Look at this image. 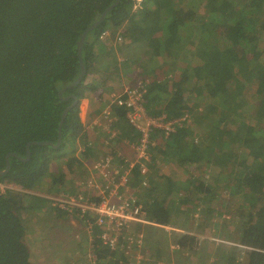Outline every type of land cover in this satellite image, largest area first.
<instances>
[{
  "label": "trees",
  "instance_id": "1",
  "mask_svg": "<svg viewBox=\"0 0 264 264\" xmlns=\"http://www.w3.org/2000/svg\"><path fill=\"white\" fill-rule=\"evenodd\" d=\"M116 1L0 0V172L6 169L7 156L15 155L10 156L11 169L0 184L34 190L50 178L49 184L59 188L48 192L57 195L66 190L74 174L75 188H79L87 179L84 164L76 156L77 141L87 135L80 118L81 102L105 97L111 85L121 81V71L132 77L138 66L153 65L155 72L161 60L167 61L180 73V81L168 75L165 81L155 78L144 96V107L153 117L168 112L173 119L190 113L197 127L194 131L182 128L167 139L158 134L161 138L153 149L152 163L164 157L170 166L175 163L185 169L187 176L212 165L213 179L203 175L199 181L189 175L180 184L170 174L164 181L167 188L157 190L149 178L150 190L136 188L147 199L143 206L149 219L159 225H194L193 213L208 211L209 216L212 205L223 200L212 193L213 188H226L232 194L226 203L238 211L234 218L219 220L221 225H235L226 238L240 247L228 249L223 258L226 264H264V0H141L136 11V0H122L87 34L81 51L86 73L72 87L82 75L78 44L83 34ZM106 32L112 39L107 36L103 41ZM116 34L130 41L124 49L131 54L122 68L112 51ZM184 85L195 93L197 105L205 102L204 114L199 116L202 126H198V112L185 98ZM249 88L254 92L247 94ZM74 97L78 103L72 107ZM258 99L263 105L262 121L252 126L251 109ZM213 102L222 109L207 116ZM70 107L62 142L56 147L63 113ZM113 112L120 140L138 142L139 134L127 120L126 110ZM229 121L236 127L227 129ZM44 142L52 145L33 144ZM30 144L31 156L26 160ZM81 154L86 161L97 158L91 147ZM54 163H63L65 170L52 176ZM134 175L133 184H140V173ZM185 189H190L188 194L182 192ZM43 207L50 214L57 212L58 218L67 213L44 198L9 189L0 193V264H34L26 243L28 226L21 215ZM187 217L193 222H186ZM88 218L81 220L88 225ZM96 230L101 233L100 228ZM182 236L176 238L181 249L196 251L199 241ZM119 251L103 247L100 239L94 243L101 264H117ZM198 264L208 262L202 259Z\"/></svg>",
  "mask_w": 264,
  "mask_h": 264
},
{
  "label": "rangeland",
  "instance_id": "2",
  "mask_svg": "<svg viewBox=\"0 0 264 264\" xmlns=\"http://www.w3.org/2000/svg\"><path fill=\"white\" fill-rule=\"evenodd\" d=\"M202 2H204V0H202ZM140 3H141V0H136V4L133 8V11H136L137 8H139ZM153 20H155V18ZM108 37H110V34ZM105 40L106 39L104 38L103 41ZM129 42H130L129 39H124V38H123V41L120 42L119 34L118 35L116 34V38L113 44L112 51H114L117 54L118 60L121 63V68L123 66L124 61L128 57H130V54H131L129 50L126 51L124 49L129 44ZM179 66L181 65L178 64L176 67H179ZM153 68H154L153 65L138 66V69L136 70L135 75L132 77L125 76L124 72L121 71V74H123V76L120 79L121 81H117L113 83L111 85L109 93L105 97L103 98L93 97L92 100L86 99L87 102H84V100L81 102L80 118L87 132V135L85 136L83 135V137L79 140V142L77 141L76 144L78 146V150L76 152V156H78L82 162H84L83 160L84 156L81 153L87 147L93 148V150L96 152V155L98 157L101 155H108V154H112L114 156V154H116L118 156V159H121L122 156L131 157L133 155L130 148L125 145V140H122V141L120 140V136H119L120 129L116 128L115 123H113V120H114L113 118L115 116H113L112 118L111 114L107 115L110 118V121H112V123L115 126L113 130H114V133L116 134L115 135L116 137H112V133L110 129L107 132V130L104 129L103 127L94 125V120L98 116L101 117V115L104 114L105 110L108 109L109 104H110L109 95L112 93V91L120 92V91H123L125 88L137 87L140 85H146V87H149L150 84L153 83L155 78L159 81H165L167 79V75L170 78H172L174 81H180V78H181L180 73L173 69L174 65H172V63L170 64V62L161 60V62H159L157 65V70L155 71L157 72V75L153 71ZM182 91L185 94V98L189 102V106L192 107L194 112H198V117L202 116L205 111V108H204L205 102L199 101V105H197L195 101V93L191 92V87L189 86L184 85L182 87ZM253 92L254 91H252V88H249V90L247 91V94H250ZM205 99L207 101H210V99H208L207 97H205ZM261 105L262 103L258 99L255 102V109H251L254 112L253 114L250 112L251 113L250 121H251L252 126L255 125L257 122L262 121L260 114H262L261 108L263 107L264 104L262 106ZM195 108H198V109L196 110ZM112 109H115V108L113 107ZM221 109L222 107L219 103L213 102V110L207 113V116H215L217 112L221 111ZM166 111L167 110H165V112ZM166 113L168 115V112ZM227 113L229 112L226 111L224 114L226 115ZM187 114L190 117V121L185 124L184 129L194 131L197 125L193 123V119H194L193 115L190 113H187ZM237 114L238 113H236L234 116L236 117ZM112 115H114V112L112 113ZM106 120L107 119L105 118V120H103V123L106 122ZM110 121L108 120V122ZM203 123H204V120L201 117H199L198 126H202ZM234 127H236V123L233 124L230 121L226 126L227 129L234 128ZM198 139L199 138H197V141H199ZM156 163L157 164L159 163L158 167L156 168L153 167L151 170V179H159L156 182H159L161 179L162 181H165L168 175L170 174H173L175 178L178 179L180 184L185 183V180L190 178L189 175H191L192 177L196 178L199 181L203 175L205 178H207V180H210V178L213 179V176H212L213 169L210 168L212 167V165L209 167L210 169L207 166L206 168L205 166L199 167V169H196L195 171L189 173V175L187 176L186 173L182 171V170L185 171V169L179 168L177 164L175 163H173V165L171 164L170 166V164L167 162V159H165L164 157L161 158L160 161H157ZM228 168L230 171L232 168L231 165H228ZM84 169H85L84 171L85 174L87 175V177H89L90 174L88 173L90 172H88V170L85 168V164H84ZM61 170H65L64 164L54 163L52 165V169L50 172L52 173V176H53L55 172L60 173ZM72 176L75 178L74 174H72L68 178L69 184L66 190L61 191L57 195H55L54 193L48 192V190H51L52 192H54L56 189L59 188V187H54L53 184H49L51 183L50 178H48L47 181L41 184V188L34 189V190H29L26 188L24 189L14 184H6V183L0 184V193H4L6 190L9 189L14 192H21L22 194L24 193V194L33 195L40 199H43V198L47 199V201L49 202V205L54 206L53 204L55 203L54 201H57L59 199H65L67 197L69 198L75 197L79 193L78 188H75L76 181L74 182ZM212 181L216 182L217 180L214 179ZM164 185H165V182H164ZM152 187H153L152 184H150L149 188H152ZM163 188H167V185H165ZM142 189L143 188H141V190ZM161 189L162 188H158L157 190H161ZM189 191L190 189L182 190V192H186L185 194H188ZM212 193L214 195H219L218 198H221L223 200H219L217 203L212 205L213 210L212 208L210 209L209 216H207L208 219L205 217L202 218L203 222L205 221L209 222V219L211 221L213 219L229 220L230 218H232L233 213L237 212L238 208L237 207L232 208L226 203L227 198L229 199L230 197H232L231 191L228 189L226 190V188H213ZM258 193L260 192L258 191ZM259 195L260 194H256L257 196L256 198H258ZM143 196H146V195L143 194ZM138 197L141 200L142 204L144 205V202L147 199L141 198V196H138ZM58 208L63 210L62 207L59 205H58ZM145 210L147 211L146 207H145ZM64 211L67 212L66 216L61 217V218H58L56 214L57 212L50 214V212L48 211V207H43L41 210H38L36 212H29V213L24 212L21 215L23 221L25 222L26 220L25 226H28L27 227L28 231L26 235V243L30 248L31 261L34 264H98L97 260H95V255H94V243L96 239H99L100 234L97 233V230L95 227L91 229L89 225H86L81 220L80 216H78L75 210H71V212L67 210H64ZM206 212L204 214L203 211L201 210L202 216L206 215ZM193 214H194L193 218L195 220L194 224L197 225V229L198 231H200V229L203 226V223L202 225L200 224L198 225L197 223L198 220H200L198 219L200 216V212H195ZM146 217H147L145 219L146 221L150 220L149 219L150 216L147 214V212H146ZM184 220L186 222H190L191 218L187 217ZM192 222L193 221H191V223ZM215 224L216 226L213 228L214 229L213 234L217 232L216 235H218V237L220 236L219 237L220 239L216 247L209 246L208 250H210L211 252L215 251V253L219 256L215 258V261L213 263H209V264H217L218 260L225 261L224 258L220 259V256H223L224 253H226L228 249L236 248V246L240 247V245L236 243V241L226 238V235L228 234L230 235L231 234L230 232H233L235 225L233 224L221 225L222 224L221 221L219 222V224L217 223ZM191 225L181 226V227H183L184 229H190L192 227ZM172 227L167 228V232H170L172 230L178 231L177 229H174ZM162 231L163 230L161 229V232ZM161 232L159 233L161 234ZM190 233L196 234L194 233V230L191 231ZM216 235L206 236L203 234H199V239L203 236L201 240H205L208 243L209 241L212 242L210 239H212L213 237H217ZM157 239L158 238H154V241L152 242L149 239V236H147V238H143L145 242L143 246H145L147 250L146 251L147 256L149 255L148 257L143 256L144 258L143 264H171L170 262L168 263V261L166 260L167 250L165 248H162L161 250L162 251V253H160L161 257L156 258L150 255L151 253L155 252L156 247H153V245ZM222 247H225V248H222ZM173 249L171 250H172V253L175 255V261H176L175 263L177 264L179 263V260L177 259V255L181 257L180 264H182L184 260L186 261V264H198L201 261V260H197V258L199 257V255L197 256L198 251H195V254H193L194 253L193 251L192 253L191 251L182 252V250L180 249H176V248H173ZM142 250H143L142 247H139V249H136V250L132 249V253L133 254L136 253L134 257V259H136L135 262L133 263V258L131 255L130 258L127 257V262L124 264H135L137 261V257L142 253L141 252ZM242 256L243 254L241 251V253H239V256H238L240 263L244 261ZM113 263L106 262L105 264H113Z\"/></svg>",
  "mask_w": 264,
  "mask_h": 264
},
{
  "label": "built area",
  "instance_id": "3",
  "mask_svg": "<svg viewBox=\"0 0 264 264\" xmlns=\"http://www.w3.org/2000/svg\"><path fill=\"white\" fill-rule=\"evenodd\" d=\"M107 36L109 34L104 33L102 40ZM119 40L121 42L123 38L119 36ZM147 89L146 85H140L120 92L112 91L108 109L94 120V125L103 127L107 132L110 129L112 137H116L114 122L107 115L115 116L112 115L113 107L125 109L127 120L139 134L138 142L125 140V145L134 156L120 155V160L116 154L97 156L89 161L84 158L83 163L90 176L81 183L77 196L59 199L53 203L54 206H61L63 210H75L80 218L88 215L86 220L91 229L100 228L99 239L104 247L117 248L121 244L132 243L133 239L128 236L132 225L143 222L146 217V210L139 200L138 192L133 188L134 173L139 172L143 179L139 188H149L153 149L158 144V138H161L157 135L162 133L163 138L167 139L184 129L185 124L190 121L188 114L173 119L166 113L158 117L149 115L143 104ZM105 118L107 120L103 123ZM138 238V244L143 247V237ZM174 248L180 249L179 246ZM143 261V257L138 258L135 264H143Z\"/></svg>",
  "mask_w": 264,
  "mask_h": 264
},
{
  "label": "crops",
  "instance_id": "4",
  "mask_svg": "<svg viewBox=\"0 0 264 264\" xmlns=\"http://www.w3.org/2000/svg\"><path fill=\"white\" fill-rule=\"evenodd\" d=\"M84 102H87V100H84ZM133 156H134V154L131 157H133ZM153 156H154V152H153ZM158 164L156 163L155 165L152 166V168L153 167H155V168L158 167ZM150 178H151V175H150ZM152 180L156 183L154 186H156L157 188H163L165 186L164 185V181H162V179L159 182H156L159 179H152ZM133 188H135L134 191H136L137 190L136 188H139V184H137V185L133 184ZM149 190H150V188H149ZM203 217L207 218V214L205 216H202V214L200 213V216H199L198 219L201 220ZM146 218L147 217H145V219ZM145 219L143 220L144 223L140 222V223H135V224L132 225L131 230L129 231V234H128V236L133 239L132 243H130V244H128V243L121 244L120 246H118V250H120L119 252H121V253H120V256L116 257L117 264L126 263L127 262V257L130 258L131 255H132V258H133V263L135 262L136 259H134V257L136 255V253L133 254L132 253V249L136 250V249H139V247H140V245L138 244V240H139L138 236H142L143 238H147V236H149V239L152 242L154 241V238H158L155 241L154 245H153V247H156L155 248V252L151 253L150 255L153 256V257H156V258L161 257L160 256V253H162L161 250H162V248H165L167 250L166 260L168 261V263L170 262L171 264H177V263H175L176 262L175 261V255L172 253V250H171L175 246H179L180 250H182V252L190 251L189 249H186V250L185 249H181L180 244L176 241V238L178 236H182V235L195 237L197 239V241H199L198 242L199 243L198 248L196 246V251H198L197 256L199 255L197 260H202V259L203 260H207V262L209 264V263H213L215 261V258L217 256H219V255H217L215 253V251L211 252L210 250H208L209 246L216 247L218 242H219V239H220L219 237L220 236L218 237V235H216L217 232L213 234V232H214L213 228L216 226L215 223L219 224V222H220L219 219H213L211 221L209 219V222H202L203 226L200 229V231H198L197 226H195V224L192 225V227L190 229H184L183 227L176 226L175 223L169 224L168 226L167 225H159L155 221L153 222V220H147L146 221ZM202 223L200 225H202ZM172 226H174V227H172ZM169 227L177 229L178 231H175V230L173 231L172 230L170 232H167V228H169ZM161 229L163 230L162 232H161ZM193 230H194V233H196V234L190 233ZM159 232H161V234ZM199 234H203V235H206V236L216 235L217 237H213L212 239H210L212 242L209 241L207 243V241L201 240V238H203V236L199 239ZM167 236H168V238H167ZM167 242H168V244H167ZM102 246H103V244H102ZM105 248H108L110 250L113 249V248H110V247H105ZM129 248H131V249H129ZM222 248H225V247H222ZM142 249H143L141 251L142 253L137 257V259L138 258H142L143 256H145V257L149 256V255L147 256V254H146L147 250H146L145 246H143ZM193 252L192 253L195 254V251H193ZM223 257L224 256H220V259L223 258ZM177 259L179 260L178 264H180L181 263V257L179 255H177ZM95 260H97L96 256H95ZM106 262L111 263L110 261H106ZM106 262H104L102 264H105ZM224 263H226V262L223 260V264ZM98 264H101V263H98ZM182 264H186V261L184 260L182 262Z\"/></svg>",
  "mask_w": 264,
  "mask_h": 264
},
{
  "label": "water",
  "instance_id": "5",
  "mask_svg": "<svg viewBox=\"0 0 264 264\" xmlns=\"http://www.w3.org/2000/svg\"><path fill=\"white\" fill-rule=\"evenodd\" d=\"M121 1H122V0H117V1L115 2V4H113L111 7H109V8L103 13V15L101 16L100 20H99L95 25L89 27V28L86 30V32L83 34L82 39H81V41H80L79 44H78V52H79V58H80L81 69H82V75H81V76L79 77V79L75 82V84L72 85V87L75 86V85H77V84H79V83L82 81V78H83V76H84L85 73H86L85 65H84L83 60H82V58H81V51H82V48H83V45H84V41H85V39H86L87 34H88L90 31H92V30H94L95 28H97L99 25H101V24L104 22L105 17L108 15V13L111 12L114 8H116V7L121 3ZM61 96H62V94H61ZM74 99H75V103L73 104L72 107L76 106L77 103H78L77 98L74 97ZM70 109H71V107L68 108V109L63 113V116H62V119H61V122H60V125H59V140H58V144H57L56 147H58V146L61 144V142H62V138H61L62 127H63L64 121H65V119H66V117H67V115H68ZM33 144H34V145H42V146L52 145L51 143H46V142H44V143H33ZM31 145H32V144L28 145V147H27V158H26V160H28V159L30 158V156H31V152H30V147H31ZM10 156H15V155L10 154V155L7 156V158H6V169L3 170L2 172H0V179H1L2 177H4V176L10 171V169H11V166H10V160H9ZM19 160L24 161V159H22V158H19Z\"/></svg>",
  "mask_w": 264,
  "mask_h": 264
},
{
  "label": "clouds",
  "instance_id": "6",
  "mask_svg": "<svg viewBox=\"0 0 264 264\" xmlns=\"http://www.w3.org/2000/svg\"><path fill=\"white\" fill-rule=\"evenodd\" d=\"M85 160V159H84Z\"/></svg>",
  "mask_w": 264,
  "mask_h": 264
}]
</instances>
